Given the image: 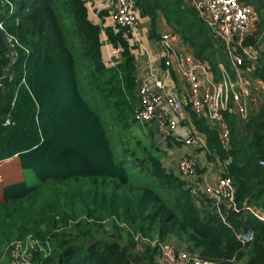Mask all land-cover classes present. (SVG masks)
I'll list each match as a JSON object with an SVG mask.
<instances>
[{
  "label": "trees",
  "instance_id": "16d2710c",
  "mask_svg": "<svg viewBox=\"0 0 264 264\" xmlns=\"http://www.w3.org/2000/svg\"><path fill=\"white\" fill-rule=\"evenodd\" d=\"M12 1L15 13L0 14V176L31 169L38 183L18 179L1 185L0 252L32 238L40 246L31 250L30 264H156L159 244L174 238L187 245V253L212 264H264V222L244 209L251 205L264 212L259 163L264 105L249 112L247 121L225 113L228 147L215 128L189 111L190 123L206 141L195 150L208 163L224 164L220 175L234 186L240 210L224 208L223 220L207 197L193 196L184 180L165 168L153 129L134 118L136 46L123 28L93 23L87 0ZM134 5L149 21L150 38L158 40L162 20L218 72L224 54L193 7L181 0H134ZM102 31L120 50L110 66L102 59ZM6 34L18 42L13 48L18 57L7 73ZM244 69L264 82V55ZM135 124L143 138L131 135L134 149L122 148L136 166L131 176L117 161L115 145ZM148 178L156 188L147 185ZM249 228L253 238L242 244L236 232Z\"/></svg>",
  "mask_w": 264,
  "mask_h": 264
},
{
  "label": "built area",
  "instance_id": "2783aa9c",
  "mask_svg": "<svg viewBox=\"0 0 264 264\" xmlns=\"http://www.w3.org/2000/svg\"><path fill=\"white\" fill-rule=\"evenodd\" d=\"M181 1L194 8L198 17L210 29L213 37L227 50L233 64L235 79L234 81L223 79L217 82L213 80L208 63L199 60L191 53L178 31L167 28L160 32L156 40L160 48L159 70L149 68L138 78L139 102L134 111V118L157 128L164 142L172 138L192 149V152L181 153L171 170L184 180L193 196L199 197L203 193L205 197L212 200L214 211L224 220V208L235 212L240 210L234 199V186L230 178L220 175L222 171L217 174L215 181L207 178L210 174L199 177L195 173L199 160L195 149L204 148L206 141L204 135L190 123L184 106L189 104V109L194 115L203 117L211 128H215L223 145L228 147L230 133L225 113L232 111L242 120L248 116L249 99L244 79V70H247L242 68V76L240 67L243 65V58H247L253 67L258 64L259 52L264 53V38L259 44H243V39L251 32L255 19L254 7L248 2L242 0ZM88 3L90 0H87ZM105 5L111 9L112 22L123 28V35L136 45L138 54L146 52L139 28L140 17L135 9L134 0H105ZM15 10L12 0H0V14L13 15ZM0 29H3L1 21ZM5 41L9 48L7 52L9 61L6 65L11 70L18 57L13 51L18 42L10 34L5 35ZM172 73L179 78V81L175 84V90L169 91L168 82L172 80ZM178 127H184L185 134L178 133L176 131ZM259 163L264 167V160H260ZM200 178H202L201 181ZM244 209L245 212H250L264 222V212L259 208L245 205ZM236 238L241 243L249 242L253 238V230L249 228L236 232ZM32 242L40 246L35 239H32ZM15 243L22 246V242ZM159 249L160 258L164 264H212L211 261L197 255L176 252L168 242H161ZM31 255L30 251L25 259L13 260L10 264H30Z\"/></svg>",
  "mask_w": 264,
  "mask_h": 264
},
{
  "label": "rangeland",
  "instance_id": "374dc122",
  "mask_svg": "<svg viewBox=\"0 0 264 264\" xmlns=\"http://www.w3.org/2000/svg\"><path fill=\"white\" fill-rule=\"evenodd\" d=\"M94 1L95 0H90V3H88L87 5L89 7L94 6ZM99 1H101V5L103 6V9L100 12H105L104 16L100 17L101 23L104 21H108L109 23H107V25H109L110 22H112V20H111V9H109L108 6L105 5V0L103 1L104 5L102 4V0H99ZM251 3H252V6L255 8L254 9L255 21L253 22L251 32L249 33V35H247L245 37V39H243L244 45L254 44V43L259 44V42H261V40L264 38V8H262V7H264V5H263L264 3H263V1L261 2L260 0H251ZM97 8H98V5H97ZM251 37L254 39L253 42L246 40V38H251ZM125 39L130 40L128 37H126ZM216 42H217V47L219 49H221V52H223V54H224V60L218 62V65H217V71L218 72L217 73H215V71H213L212 66L208 63L211 77L216 82L222 81L223 79H227L229 81H234L235 75H234L233 64L231 63L230 56H229L227 50L224 49L223 46L220 44V42H218L217 40H216ZM107 44H108V41H107V38L105 36V33L104 32L100 33V46H101V52H102L101 53L102 59L104 60V62L107 66H110V65H113L119 59L120 50L117 48H114V47H110V49H108ZM238 47H239V45H238ZM262 54L264 55V53L262 51H260L258 58H262ZM247 62H249V60L247 58H243V65L240 67V70L242 71V76H243L244 66ZM2 66H3L4 72L7 73L8 70L10 69L9 66H7L5 64H2ZM242 68H243V70H242ZM249 74H250L249 72L244 70V76H245L244 79L245 80L249 79V77H248ZM244 79H243V82H244ZM228 101H229V98H228ZM186 103H187V101H186ZM229 105L231 106V102H229ZM185 107L188 108L186 111L188 112V115H190L189 104H186L184 106V108ZM230 113L237 116V114L232 112V111ZM143 124H145V123H143ZM145 125H147V126L149 125V127H151V129H153V127L149 123H146ZM152 132H154V130H152ZM117 133H118V131L116 130V134ZM137 134H140V131L138 128H136V124H135L133 128H131L129 131L126 132L125 137H124V135L122 136V138L124 137L123 141H122L123 143H121L119 141V138H116V140H117L116 145H115V150H116V154H117L116 159L118 162L123 161L129 167V171L131 173V176H132L133 171L136 172V166L133 165L134 161L132 160V157L127 155V154H124L122 151V148L130 147L131 149H134L136 138L131 137V135L137 136L138 138H141V139L143 138L142 136H139ZM153 140L157 146L159 145L158 147L162 146V148L160 147V149L162 151V157L166 158L167 155L165 152L167 151V149L164 147V144L167 143V145L169 146V142L167 140L165 142L162 140H160V141L155 140L154 139V133H153ZM173 142L177 143L178 145H182V143L180 141L173 140ZM119 143L123 144V145L121 146ZM198 161H201V157L199 158ZM3 164H4V162L0 163V168H2L4 166ZM213 165L214 164H212L208 168H211V170H214V167H216V168L219 167V164H217L214 167H213ZM17 166L19 167V164ZM201 166L198 164L196 166V169H195V173L199 177L206 175L204 169H208V168H203ZM19 168L16 171H14L13 175H9L6 179H2V176H0V187L4 182L15 181L18 179L25 180V182L28 185H35L38 183V180H37L34 172L31 169H21V168L19 169ZM168 169H170V168H168ZM198 169H199V171H202V170H204V171L199 172ZM1 173L4 174L5 172L2 170ZM213 176L215 177V175H213ZM201 179L202 178H200L199 180L201 181ZM147 185L150 187L156 188V183L152 178H148ZM200 196H206V195H204L202 193V194H200ZM210 201H212V200H210ZM197 205H199V203H197ZM209 207H210V205H209ZM211 207H212V203H211ZM253 235H254V232H253ZM138 239H142L145 241L144 243H146V239L141 238L139 236H138ZM167 242L173 246V248L176 250V252L186 253L188 250L187 245L185 243H181L174 238H170V240H168ZM151 244H152L151 246H153L154 242H152ZM242 244H247V242L242 243ZM36 246L37 245H34V243L32 242V238H29L26 242H24L22 244V246L18 243H15V242L11 243V244L7 245L2 250V252H0V264H10V262H12L13 260L25 259V257L28 256V253L31 250L35 249ZM158 251H159V253L155 255L156 264H164L160 258V249ZM233 264H244V261L236 262Z\"/></svg>",
  "mask_w": 264,
  "mask_h": 264
},
{
  "label": "crops",
  "instance_id": "0c3cea01",
  "mask_svg": "<svg viewBox=\"0 0 264 264\" xmlns=\"http://www.w3.org/2000/svg\"><path fill=\"white\" fill-rule=\"evenodd\" d=\"M103 1L104 0H102V4H103ZM260 1L261 2L263 1V3H264V0H260ZM249 3L252 4L251 0H249ZM97 5H98V8H97ZM262 8H264V7H262ZM102 9H103V6L101 5V1L95 0L94 6H90V7L88 6L87 7L88 18L93 23L101 24V19H100L101 16H100L99 12ZM103 16H104V14H103ZM254 21H255V19H254ZM107 23H109V22L108 21H104V23L102 22V24H104V25H107ZM158 23H159L158 24L159 25V33L161 31L167 29L166 25L164 24V22L162 20H159ZM110 24H111V22H110ZM139 28L141 30L142 42H143L144 47L147 51L143 52L142 54H138V51H137L138 49L136 47V50H135V59L136 60L135 61H136V65H137V76H138V78L141 75L145 74L149 68H153V70L156 71V70H159V67H160V61H159L160 48L157 45V41L154 40V38H150L148 36L149 21L146 17H140ZM101 33H103V31ZM110 47H111V45L108 43L107 48L110 49ZM248 77H249V79H246V83H245V87H246V90L248 91L247 93H248V99H249L248 116L246 119H244V121H247V119L249 118V115H250L249 112L253 113L254 111L258 110L259 108H261L264 105V82L261 79H259L258 77H254V76H250V75ZM171 78H172V80L171 81L169 80V82H168V89H169V91H174L175 90V84H177V82L179 81V78L176 77V75L174 73H172ZM237 118H239V117H237ZM153 128H154L153 129L154 130V132H153L154 133V139L159 140V141L162 140L160 133L158 132L157 128H155L154 126H153ZM176 131L178 133L185 134L184 127H178L176 129ZM170 139H172V138H170ZM160 147L162 148V146H160ZM164 147L167 149V151L165 152L167 157L162 158V163L165 166V168H167V169L168 168H170V169L174 168L175 160L178 158V156L181 153H188L189 151L192 150L190 147H187L183 144L178 145L177 143L173 142V139L170 141L169 146L166 143V144H164ZM195 154L197 155L198 159L201 157V161H198V163L200 166L202 165L201 167H203V168H208L212 164H214L213 167L216 166L217 164H219V167H217V168L214 167V170H211V168L204 169L206 175L210 174V176H207V178L210 181H215L217 174L220 171H222L224 164H221L220 162L219 163L218 162H216V163L209 162L208 163L204 159V153L202 151L200 152V151L195 150ZM208 172H210V173H208ZM206 175H203V176H206ZM213 175H215V177Z\"/></svg>",
  "mask_w": 264,
  "mask_h": 264
},
{
  "label": "bare ground",
  "instance_id": "6f19581e",
  "mask_svg": "<svg viewBox=\"0 0 264 264\" xmlns=\"http://www.w3.org/2000/svg\"><path fill=\"white\" fill-rule=\"evenodd\" d=\"M229 119V118H228Z\"/></svg>",
  "mask_w": 264,
  "mask_h": 264
}]
</instances>
